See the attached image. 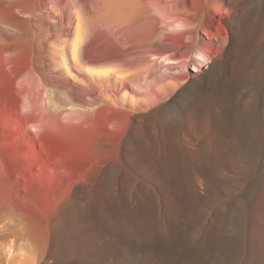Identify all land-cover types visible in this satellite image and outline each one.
<instances>
[{
  "label": "bare ground",
  "instance_id": "1",
  "mask_svg": "<svg viewBox=\"0 0 264 264\" xmlns=\"http://www.w3.org/2000/svg\"><path fill=\"white\" fill-rule=\"evenodd\" d=\"M198 2L216 3L218 13L238 17L247 5L246 0H0V125L10 128L21 144L23 181L34 180L69 156L115 150L117 167H196L211 175L208 162L222 148L209 120L214 94H202L195 83L181 88L204 67L216 64L224 70L226 57L240 40L231 42L229 32L216 39L210 23L188 9ZM227 80L223 72L219 86L227 87ZM111 165L115 174V162ZM251 207L253 217L264 220L263 194L253 198ZM84 209L79 240L60 233L54 241L57 251L79 253L100 238L102 228ZM147 213H133L123 227L149 244L153 234ZM257 225L251 263L264 264V226ZM218 230L210 229L204 247L211 249ZM115 240L79 257L76 264H101L117 249ZM26 254L11 250L8 264H23L30 256Z\"/></svg>",
  "mask_w": 264,
  "mask_h": 264
},
{
  "label": "rangeland",
  "instance_id": "2",
  "mask_svg": "<svg viewBox=\"0 0 264 264\" xmlns=\"http://www.w3.org/2000/svg\"><path fill=\"white\" fill-rule=\"evenodd\" d=\"M246 1L243 17L234 12L221 15L213 2L188 5L202 23H210L216 39L229 32L231 42L240 40L226 57L224 70L216 64L204 67L181 88L195 83L202 94H214L209 120L222 148L208 162L211 175L196 167L157 171L117 167L115 150L99 156L90 152L69 156L34 180L23 181L21 144L10 128L0 125V264H8L15 249L30 255L23 264H30V257L37 259L36 264H76L79 257L94 254L113 238L117 249L101 264H252L251 238L258 223L264 226V220L251 213L253 198L264 195V0ZM223 72L228 88L218 84ZM129 175L133 180L123 179ZM80 209L94 216L102 234L86 249L66 255L56 250L54 241L60 233L79 240ZM140 210L148 212L153 234L149 244L141 243L137 232L123 225ZM217 226V238L207 249L205 237Z\"/></svg>",
  "mask_w": 264,
  "mask_h": 264
}]
</instances>
